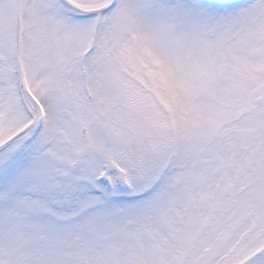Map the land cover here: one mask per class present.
I'll return each instance as SVG.
<instances>
[{
    "label": "snow or ice",
    "instance_id": "6c2138e0",
    "mask_svg": "<svg viewBox=\"0 0 264 264\" xmlns=\"http://www.w3.org/2000/svg\"><path fill=\"white\" fill-rule=\"evenodd\" d=\"M0 264H264V0H0Z\"/></svg>",
    "mask_w": 264,
    "mask_h": 264
}]
</instances>
